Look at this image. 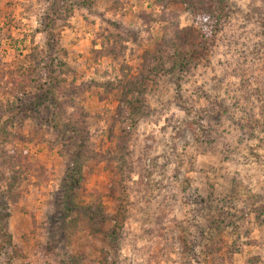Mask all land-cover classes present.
<instances>
[{"label": "rangeland", "instance_id": "obj_1", "mask_svg": "<svg viewBox=\"0 0 264 264\" xmlns=\"http://www.w3.org/2000/svg\"><path fill=\"white\" fill-rule=\"evenodd\" d=\"M0 264H264V0H0Z\"/></svg>", "mask_w": 264, "mask_h": 264}, {"label": "trees", "instance_id": "obj_2", "mask_svg": "<svg viewBox=\"0 0 264 264\" xmlns=\"http://www.w3.org/2000/svg\"><path fill=\"white\" fill-rule=\"evenodd\" d=\"M199 26V23H196V27ZM183 50V53L185 52V49L184 47L182 48ZM181 50L179 49L178 51H175V53H170V52H165V51H162L161 49H157L156 50V55H153V56H148L147 58V63L150 65L149 68H154L156 69L155 71H153L152 73H158V71L160 70H165L166 66L168 65H171L172 67H175V66H181V67H185V63L187 62V60L185 58H183L184 55H180L181 53ZM146 69V68H145ZM152 70V69H150ZM141 78H145L146 74L148 73H151V72H147L146 70L144 69H140L138 70ZM138 76V77H139ZM135 79H138L137 77ZM135 83V82H134ZM142 84H144L142 82ZM127 90H129L128 88L126 89V92ZM134 91V90H133ZM132 91V92H133Z\"/></svg>", "mask_w": 264, "mask_h": 264}]
</instances>
